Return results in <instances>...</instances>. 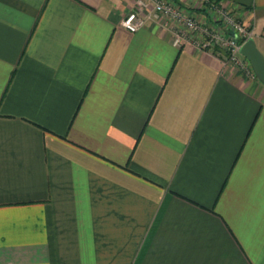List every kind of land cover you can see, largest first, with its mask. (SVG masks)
<instances>
[{
	"label": "crops",
	"instance_id": "1",
	"mask_svg": "<svg viewBox=\"0 0 264 264\" xmlns=\"http://www.w3.org/2000/svg\"><path fill=\"white\" fill-rule=\"evenodd\" d=\"M133 4L0 0V264H264V84Z\"/></svg>",
	"mask_w": 264,
	"mask_h": 264
},
{
	"label": "built area",
	"instance_id": "2",
	"mask_svg": "<svg viewBox=\"0 0 264 264\" xmlns=\"http://www.w3.org/2000/svg\"><path fill=\"white\" fill-rule=\"evenodd\" d=\"M202 11L213 14L209 23L200 22L174 0H134L133 8L121 20V27L135 33L147 23H155L170 33V43L180 48L187 42L217 57L223 65H232L247 76L255 77L247 60L240 55L241 46L255 31L244 26L222 0H191ZM261 36L264 38V26Z\"/></svg>",
	"mask_w": 264,
	"mask_h": 264
},
{
	"label": "water",
	"instance_id": "3",
	"mask_svg": "<svg viewBox=\"0 0 264 264\" xmlns=\"http://www.w3.org/2000/svg\"><path fill=\"white\" fill-rule=\"evenodd\" d=\"M240 55L248 61L255 77L264 84V57L252 38L241 46Z\"/></svg>",
	"mask_w": 264,
	"mask_h": 264
},
{
	"label": "rangeland",
	"instance_id": "4",
	"mask_svg": "<svg viewBox=\"0 0 264 264\" xmlns=\"http://www.w3.org/2000/svg\"><path fill=\"white\" fill-rule=\"evenodd\" d=\"M253 39V38H252ZM263 55V54H262ZM243 59H245L244 57H242ZM246 60V59H245ZM248 62V61H247ZM249 64V63H248ZM252 69V68H251Z\"/></svg>",
	"mask_w": 264,
	"mask_h": 264
}]
</instances>
